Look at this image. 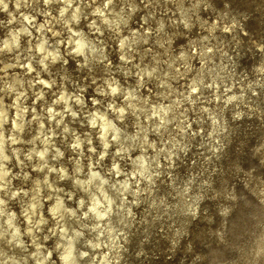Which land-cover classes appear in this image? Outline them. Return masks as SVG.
<instances>
[{
    "label": "clouds",
    "instance_id": "clouds-1",
    "mask_svg": "<svg viewBox=\"0 0 264 264\" xmlns=\"http://www.w3.org/2000/svg\"><path fill=\"white\" fill-rule=\"evenodd\" d=\"M0 264H264V0H0Z\"/></svg>",
    "mask_w": 264,
    "mask_h": 264
}]
</instances>
